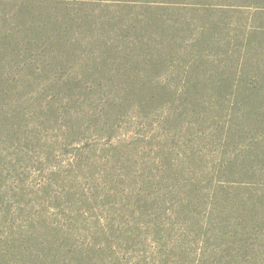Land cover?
I'll use <instances>...</instances> for the list:
<instances>
[{
	"label": "trees",
	"instance_id": "1",
	"mask_svg": "<svg viewBox=\"0 0 264 264\" xmlns=\"http://www.w3.org/2000/svg\"><path fill=\"white\" fill-rule=\"evenodd\" d=\"M0 70V264L119 262L73 249L55 173L32 182L129 121L213 145L220 209L264 237V0H0Z\"/></svg>",
	"mask_w": 264,
	"mask_h": 264
},
{
	"label": "rangeland",
	"instance_id": "2",
	"mask_svg": "<svg viewBox=\"0 0 264 264\" xmlns=\"http://www.w3.org/2000/svg\"><path fill=\"white\" fill-rule=\"evenodd\" d=\"M91 136L90 150L62 147L52 163L57 170L36 173L32 182L55 173L57 207L50 212L67 224L74 250L114 264H264L259 229L247 221L237 229L239 215L220 209L237 207V190L229 183L225 194L211 180L213 145L164 142L131 121ZM251 189L242 187L244 198Z\"/></svg>",
	"mask_w": 264,
	"mask_h": 264
}]
</instances>
